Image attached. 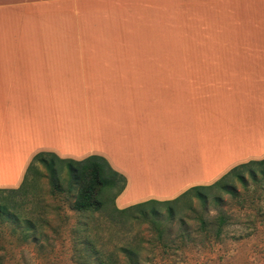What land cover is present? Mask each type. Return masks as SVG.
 <instances>
[{"label": "crops", "instance_id": "1", "mask_svg": "<svg viewBox=\"0 0 264 264\" xmlns=\"http://www.w3.org/2000/svg\"><path fill=\"white\" fill-rule=\"evenodd\" d=\"M37 153L101 157L119 209L262 160L264 0H0V189Z\"/></svg>", "mask_w": 264, "mask_h": 264}, {"label": "rangeland", "instance_id": "2", "mask_svg": "<svg viewBox=\"0 0 264 264\" xmlns=\"http://www.w3.org/2000/svg\"><path fill=\"white\" fill-rule=\"evenodd\" d=\"M159 76L139 78L149 81ZM55 167L60 192L53 196L48 193L50 172L40 162L36 164L39 175H27L29 180L34 178L36 193H0V204L8 211L22 219L35 212L46 221L44 237L23 242L19 235L24 224H12L11 216L0 219V264H96L94 256L87 262L76 258L77 248L112 250L118 264H133L135 260L136 264H264V169L259 165L238 169L243 183L229 178L233 195L217 188L202 190L206 200L179 196L156 206L152 214L145 211L131 217L110 213L109 203L100 213L76 214L71 206L77 184L70 181L64 165ZM115 192L107 189L103 195L113 200ZM36 204L40 208H33ZM220 217L222 224H218ZM84 227L91 236L90 243L84 242ZM126 244L136 252L131 259L118 252Z\"/></svg>", "mask_w": 264, "mask_h": 264}, {"label": "trees", "instance_id": "3", "mask_svg": "<svg viewBox=\"0 0 264 264\" xmlns=\"http://www.w3.org/2000/svg\"><path fill=\"white\" fill-rule=\"evenodd\" d=\"M49 158V160H47ZM43 163L44 167L50 172V190L49 194L53 196L56 192L59 191L58 178L56 177L57 171L54 170L55 164L57 166H62L67 168L70 181H74L77 184V194L73 200L71 209L76 212V214L82 215L85 213L91 214L93 212L100 213L104 211V207L107 203L110 204V213L115 214L119 217H131L133 214H143L145 211L150 212V214L156 211V206H163L165 203L171 201H145L130 205L128 207L117 209L114 205L115 196L122 190L124 185V180L117 173L112 171L107 165L106 161L98 156H88L80 161H70V160H61L54 155L37 153L33 156L31 164L25 170L23 180L17 188L11 189H0V193L7 195H16L18 193H26L27 191L31 193H36L34 188V178L28 179L27 175L31 176L39 175L35 163ZM249 165H259L264 169V158L259 161H250L241 165H238L231 170H229L225 175H223L219 180L213 184L205 187H192L182 193L180 196L188 195L196 198L199 201L206 200V194H202V190H213L215 188L222 190L230 195L234 194V191L229 183V178L233 177L239 182L243 183V178L239 174L238 169L246 168ZM59 169V168H57ZM264 171V170H263ZM250 176L254 178L253 173L249 170ZM116 191L113 200L111 198H105L103 192L106 190ZM38 204V203H37ZM33 205V208H40L39 205ZM168 212V209H167ZM171 215V212H168ZM31 217L21 218L18 214L8 211L7 206L0 204V219L3 220L7 216H11L12 224L18 225V223H23L24 227L20 230L19 238L25 242L29 239H36L38 237H44L45 234L42 232V227L46 224V221L38 216L35 212H30ZM109 221H112L109 218ZM218 224H222V218L220 217ZM76 230V229H75ZM87 227L82 228V234L84 236V242L87 243L91 240V236L87 235ZM14 232V229H12ZM46 238V237H45ZM97 239V237H96ZM90 243V242H89ZM76 258L83 259V262H87L89 257L96 258V264H118L117 256L112 250H100L94 249L90 251L82 250L81 248L76 249ZM88 252V253H87ZM118 252L122 253L128 259L134 257L136 252L134 248L130 245L121 246L118 249ZM95 264V263H94ZM136 264V260L133 262Z\"/></svg>", "mask_w": 264, "mask_h": 264}]
</instances>
